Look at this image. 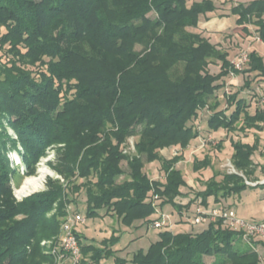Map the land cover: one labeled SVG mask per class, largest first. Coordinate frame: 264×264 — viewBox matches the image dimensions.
I'll list each match as a JSON object with an SVG mask.
<instances>
[{
    "label": "trees",
    "instance_id": "16d2710c",
    "mask_svg": "<svg viewBox=\"0 0 264 264\" xmlns=\"http://www.w3.org/2000/svg\"><path fill=\"white\" fill-rule=\"evenodd\" d=\"M215 10L212 0H0V51L7 57L2 62L0 55V264H54L41 254L40 242L60 233L67 205L79 212L82 188L86 219L106 209L129 228L150 223L158 208L180 213L175 199L186 185L175 167L180 156L165 159L159 152L184 150L198 138L192 123L202 110L209 112L210 132L264 131V109L251 113L239 92L226 96L222 82L228 75L246 76L239 90L249 89L251 74L264 78L263 59L252 51L237 69L227 51L198 31L199 19ZM230 14L236 25L254 26L264 44V0L236 4ZM217 93L226 98L225 108H219ZM129 137L138 138L133 154L122 152ZM230 144L233 168L256 181L251 157L259 139ZM52 145L60 146L53 170L64 183L47 178L44 191L17 201L9 151L31 176ZM158 160L163 182L143 172ZM209 167L205 159L193 162L195 172ZM214 178L196 194L203 207L211 198L215 207L232 209L224 201L259 187L247 186L238 174ZM200 227L155 230L157 241L128 261L114 257L120 236L87 244L76 231L80 264L110 258L114 264H206V257L211 264H260L263 240L244 239L220 220Z\"/></svg>",
    "mask_w": 264,
    "mask_h": 264
},
{
    "label": "rangeland",
    "instance_id": "374dc122",
    "mask_svg": "<svg viewBox=\"0 0 264 264\" xmlns=\"http://www.w3.org/2000/svg\"><path fill=\"white\" fill-rule=\"evenodd\" d=\"M195 2H200L202 0H193ZM213 1V0H212ZM191 2L188 3V5ZM229 3H233V0H216V8L218 11L213 14L212 23H216L215 25H211L213 28L219 26L223 22L226 12L229 11ZM228 7V8H227ZM225 15H222V14ZM227 16V15H226ZM264 19V17H263ZM229 23L232 26H235V19L230 18ZM207 22V21H205ZM205 23L201 26H203ZM205 26V25H204ZM204 32V28L201 27ZM253 30V29H251ZM229 31V32H228ZM218 33L214 32L212 38L213 42L217 41L218 45L225 51L231 54L232 63L239 64L242 62V58L244 55L248 54V42L246 44H241L242 42L238 37L232 33L231 30H227V33ZM226 36V37H225ZM256 36H254L255 38ZM249 40V39H248ZM257 52L260 57L264 60V44L258 47ZM0 55L2 62L7 61V57L3 54V51H0ZM245 63L240 65V68H244ZM209 71L211 73H216L218 71V67L209 66ZM246 76H232L222 79L224 83V92L226 96L235 92H239L238 98H244L249 105V111L251 113L254 112L255 109H264V78L259 79L255 76V74L250 75L251 85L249 89H244L240 91V87L243 86V80ZM241 79V80H240ZM218 100L220 102V109L226 107L225 99L220 93H217ZM204 109L198 115V119L192 123V126L197 129L199 132L198 138L192 140L189 146L182 150L180 146H172L166 149H162L159 152L161 158L171 159L175 156H180V160L176 163V169L180 170L181 175L186 182L184 187L180 188L182 195L175 199L176 204L181 206L182 209L180 213L178 210L172 206H165L162 208L163 212L166 209V213L169 212L173 219L175 220L176 225L174 227V232H189L191 231H200L202 227L189 228L187 223L185 222V217L189 218L194 215L195 211L201 207L196 202V194L198 192L203 191L206 188L209 180L212 176L215 182H219L222 180V176L225 173H233L238 174L243 178V180H247L241 172L236 171L233 168L230 157L233 152L230 142L231 141H241L242 143L252 144L255 137L259 139V148L256 152H264V131L256 132L254 130L246 131L245 133L236 131L234 133H227L224 130H219L217 132H210L206 127V120L208 118L209 112ZM11 133V132H10ZM137 137H129L125 143L122 145V152H127V154H133L135 152V144L137 142ZM60 146L52 145L48 147L45 151V156L42 157L39 163L36 166L35 173L31 176H25L24 168H22V161L18 154L14 151H9L8 158L11 166L16 168V173L12 176L11 185L13 189V196L17 201H21L25 197L40 193L46 188V180L47 178H51L53 180H60L61 183H64L63 179L59 177L53 167L56 165V156L57 150ZM126 154V153H125ZM208 160L210 162V167L206 169H202L198 172L193 170V162L194 160ZM46 168L50 171V175L46 174L45 178L42 182V187L34 190L30 193L19 192L18 190L24 184V182L28 178L38 177L39 170L41 168ZM122 168L126 169V162L122 163ZM143 172L148 176L151 180L156 181H164V172L161 167V160L153 161L144 165ZM126 176H122L118 179V182L123 181ZM91 182L95 181L94 178H89ZM88 181V180H87ZM251 181V180H247ZM83 182L82 180L79 181ZM245 182V181H244ZM67 184V183H66ZM23 193V194H22ZM259 188L256 189H246L241 194V200L237 201L234 199L235 205L232 207L234 211H236L237 216L244 221H261L262 210L264 208V203L262 198H260ZM76 204L79 209L81 216L83 217V213L85 211V192L82 188L79 192H77ZM244 200V201H243ZM229 203L228 201H224ZM189 204L188 208L185 206ZM58 205V203H57ZM209 207H215L213 200L210 198L208 200ZM56 205H53L55 208ZM67 207H65L66 210ZM72 209L75 211V207L72 205ZM72 210V211H73ZM73 211V212H74ZM55 213L53 209L47 216L50 218ZM178 217V218H177ZM184 217V218H183ZM84 218V217H83ZM183 219V220H182ZM84 222L78 224L75 230L81 235L85 236L87 239L85 242L88 243H99L100 241L109 238L111 235L120 236L119 242L113 247L115 251L116 258L124 259L126 261L132 258V255L136 253L138 250L146 251L151 243L157 241V232L152 229L151 222L141 223L135 222L131 227L127 228L121 225L120 221L116 218L115 215L110 214L106 209H102L99 211V217L93 219L84 218ZM180 220V221H179ZM180 223H177V222ZM62 224L60 225V233L53 238L43 239L40 242L41 254L45 256H50L53 259L54 264H71L69 260H61L60 262L58 258L54 256L53 250L56 247L57 243L62 239L63 233L61 232ZM258 252L260 256V264H264V248L258 247ZM85 260H90L91 256L85 257ZM114 258H110L107 260H102L100 264H114ZM212 258H204L206 264H211Z\"/></svg>",
    "mask_w": 264,
    "mask_h": 264
},
{
    "label": "built area",
    "instance_id": "2783aa9c",
    "mask_svg": "<svg viewBox=\"0 0 264 264\" xmlns=\"http://www.w3.org/2000/svg\"><path fill=\"white\" fill-rule=\"evenodd\" d=\"M247 62V57L244 55L242 62L234 64L237 69H241L240 65ZM126 153L127 152H123ZM244 183L249 187H256L258 185H264V178L255 182L247 181L244 179ZM156 198V197H155ZM200 205V201H197ZM66 216L62 222L61 232L63 233L62 239L57 243L56 247L52 251L55 258L57 257L60 262L69 260L71 264H80L81 251L80 246L75 235V228L78 224L83 223L84 218L72 209L71 205L66 206ZM197 209L191 217H183L187 226L196 228L200 226H206L209 223L221 221L222 226L231 230L241 231L244 239L252 238L254 240L264 241V219L261 221L251 220L249 222L241 220L233 209H227L222 207H203ZM74 212H73V211ZM151 221V227L154 230H172L176 226L173 216L162 212L159 208L153 215ZM63 260V261H61Z\"/></svg>",
    "mask_w": 264,
    "mask_h": 264
},
{
    "label": "crops",
    "instance_id": "0c3cea01",
    "mask_svg": "<svg viewBox=\"0 0 264 264\" xmlns=\"http://www.w3.org/2000/svg\"><path fill=\"white\" fill-rule=\"evenodd\" d=\"M251 1H253V0H233V3H231V5L229 3V11L226 12L227 16L224 13L222 14V15H225V17L221 18V19H224L223 22L221 23V25L219 26V24H218L217 27L213 28L211 25L212 24L215 25L216 23L215 24L212 23V20H210V19H212L213 18L212 15L215 14L216 11H218V9L216 8V10L214 12L209 13L205 17L202 16L199 19L198 31H200L203 36L208 38V40L211 43L218 45V42L217 41L213 42V39L210 38V37L215 35L214 32L223 33L224 31H226L225 33H227V30L229 29V30L232 31V33L235 34L236 37H238L240 39V41L242 42L241 43L242 45L246 44L248 42V44H249L248 53H250L252 51H255L259 55V53L257 52V49H259L258 47H260L263 43L257 37L254 38V36H256V33L254 32L255 31V27L251 26V25L238 26V25H236V22H235V26H232L231 23H229V21H228L230 18L231 19L234 18L235 21L237 19L236 16H233V15L230 14L231 7H233V6H235L236 4H239V3L247 4V3L251 2ZM213 2L215 4L216 0H213ZM205 21H207V22H205ZM203 22L205 23L204 24L205 26L204 25L201 26L203 24ZM201 27L204 28V30H205L204 32L202 31ZM244 27L247 29L246 31H244V29H243ZM251 29H253V30H251ZM228 54H229L228 55V59L230 61H232L231 54L230 53H228ZM263 62H264V60H263ZM238 76H241V79H242V75H238ZM251 160H252L253 164L255 165V173H254V177L255 178H254V180H256V181L257 180H262L264 178V152H255L253 154V156L251 157ZM252 182H255V181H252ZM258 186L259 187H257V188H259L260 198H262L263 203H264V185H258ZM252 189H256V188H252ZM241 194L238 195V196H233L230 199H228L229 203H227V204H230L233 207L235 205L234 199H237V201H240L242 199L241 198ZM262 211H263L262 212L263 214H262L261 220L264 219V208H263Z\"/></svg>",
    "mask_w": 264,
    "mask_h": 264
},
{
    "label": "bare ground",
    "instance_id": "6f19581e",
    "mask_svg": "<svg viewBox=\"0 0 264 264\" xmlns=\"http://www.w3.org/2000/svg\"><path fill=\"white\" fill-rule=\"evenodd\" d=\"M49 173H50V171H48V169L42 167L39 170L38 177L28 178L24 182V184L20 187V189L18 191L19 192H23V193H30V192H32L34 190H37V189L41 188L42 185H43L42 184L43 179L45 178V176H47L46 174H49Z\"/></svg>",
    "mask_w": 264,
    "mask_h": 264
}]
</instances>
